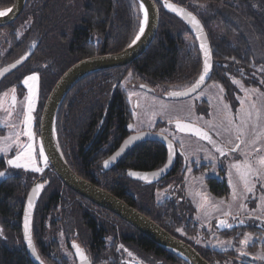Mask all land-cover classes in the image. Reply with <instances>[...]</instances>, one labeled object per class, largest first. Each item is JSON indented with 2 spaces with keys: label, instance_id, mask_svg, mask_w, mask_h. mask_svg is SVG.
Masks as SVG:
<instances>
[{
  "label": "trees",
  "instance_id": "trees-1",
  "mask_svg": "<svg viewBox=\"0 0 264 264\" xmlns=\"http://www.w3.org/2000/svg\"><path fill=\"white\" fill-rule=\"evenodd\" d=\"M13 1L0 0V11L10 8ZM155 2L159 26L149 48L125 67L94 72L79 80L58 108L55 131L61 154L73 173L181 239L178 229L183 213L178 205L157 203L147 186L128 176L130 171L159 167L165 157L160 144H138L114 167H102L130 134V112L122 95L110 94L114 85L135 74L153 86L180 89L191 85L201 71V55L192 32L162 2ZM186 8L197 16L208 37L213 79L225 88L237 81L264 94V0H195ZM141 20L136 0H26L21 15L0 28L8 44L4 54L0 51V68L37 47L38 68L29 71L40 73L38 121L49 92L69 67L86 58L123 51L135 39ZM16 28L21 29L20 37ZM4 59L8 62L1 64ZM3 171L7 177L0 181V264H32L20 226L27 194L37 180L28 183L8 174L6 162L0 158ZM48 173L32 217L34 247L45 264H70L58 253V233L71 253L72 264H77L74 244L90 264H187ZM121 247L137 259H126ZM200 256L211 264L206 255Z\"/></svg>",
  "mask_w": 264,
  "mask_h": 264
},
{
  "label": "flooded vegetation",
  "instance_id": "flooded-vegetation-1",
  "mask_svg": "<svg viewBox=\"0 0 264 264\" xmlns=\"http://www.w3.org/2000/svg\"><path fill=\"white\" fill-rule=\"evenodd\" d=\"M32 49L33 52L28 61L24 64V67L18 68L12 72L7 79L4 78L5 80L3 79L0 82L1 95L4 94V96H7L9 99V108L15 111L18 110V100H20L24 94V89L21 86L23 77L26 74L32 73L29 69L35 70V68H38V64H36L35 61V51L37 47L33 46ZM7 62L8 61L4 59L1 64ZM211 83L214 84L219 91H221L222 88L223 91L226 92V97H231L229 92L232 91V86H228L227 88L221 86L218 80L213 79L212 74L206 85ZM118 85L119 86H113L110 94L115 91L122 95L125 100L126 92L131 88L144 90L145 88H150L152 91L159 86L166 89L164 85L161 84L153 86L135 74L126 76ZM141 85H144V87H141ZM13 87H15L16 90L14 94L16 104L14 107V101L12 99ZM39 104L40 100L38 99L37 111ZM128 110L130 112L129 106ZM37 111L30 128L32 134L31 142L34 143L36 150L40 148ZM197 127L199 130L206 132L216 145L224 148L226 155L221 156L220 153L216 151L213 143H210L208 140H199V136H196L198 138L190 136L192 139L186 141L187 145H181L173 141L166 133H162L171 139L175 149H177L174 165L162 181L144 185L147 186V191L153 196L155 201L157 198H160L159 203L171 201L175 205H178L180 211L183 213L181 215L183 223L179 230L183 234H178L179 238H181L180 240L185 243L188 242L187 244H190L199 254L206 255L211 261V264H264V259L256 258L257 256L264 255V249L262 248V244H264V200H261L260 203L258 202L259 194H262L264 198V190H262V187L258 186L257 183L251 194L242 196V182L240 176L237 170L232 167V165L236 163H240L241 165L244 164L242 162L241 151L242 139L234 140L230 133L224 132L219 126L214 127L211 125L210 128H208L199 125ZM231 132L235 133L234 130ZM153 133L161 132L155 130ZM130 134L132 133L130 132ZM27 137V140H29L28 135ZM237 144H239V148L235 152L229 150ZM163 149L165 152L164 160L159 167L151 171H155L164 165L166 161V150L164 147ZM48 172H50L49 169L43 172L39 177L42 178V180L49 177L50 174ZM37 179L39 178L37 177L35 180ZM258 179L259 178L254 179L253 183ZM215 185H219L220 189L218 190ZM233 189H235L237 193L235 199H233ZM190 190L194 193L196 192L198 197H200L202 201H205L203 208L208 206L207 210H202L203 212L201 211L198 214L196 210L194 211L192 209L191 202L187 196L190 194ZM254 196L255 200H251ZM225 202L228 204L225 205ZM223 203H225L224 206L219 207ZM241 205H244V207L241 208ZM223 209H227L226 212L219 214ZM255 212H259L260 214H254ZM221 220L226 222L225 225H220ZM241 221H243V223H241ZM228 225H230V227ZM187 226L190 228H186ZM246 236L250 237V239L242 245L240 241L244 240ZM229 241H231V244L228 243ZM241 249H243L246 255H240Z\"/></svg>",
  "mask_w": 264,
  "mask_h": 264
},
{
  "label": "water",
  "instance_id": "water-1",
  "mask_svg": "<svg viewBox=\"0 0 264 264\" xmlns=\"http://www.w3.org/2000/svg\"><path fill=\"white\" fill-rule=\"evenodd\" d=\"M25 1L26 0L13 1L12 6L7 10H5V12L7 11V14L0 16V28L12 24L21 15L25 6ZM136 2L138 3L139 6L143 4L144 11L147 12V23L144 25V31L141 34L139 29L137 33V35H140V39L137 40L135 44L131 43L130 44L131 47L128 46L126 49H124L119 53L100 55L78 61L77 63L69 67L61 75V77L56 81L51 91L49 92L43 104L41 113L39 115L38 140H39L40 148L44 154L45 159L47 160L49 171H51L55 175V177L67 189L77 194L78 196L88 200L93 205L119 218L123 222L130 225L137 232L145 236L147 239L151 240L157 247L163 248L165 251L174 254L175 256H177L179 259L183 260L187 264H209L189 244L183 242L182 240L176 237H173L164 229H162L160 226H158L155 222H153L146 216L142 215L134 208L124 203L123 201L119 200L118 198L114 197L113 195L109 194L103 189L98 188L94 184L78 177L75 173H73L70 170V168L65 163L57 143V137L55 131L56 114L59 106L61 105L64 97L69 92V90L79 80H81L82 78H84L89 74L99 71L122 68L131 64L136 59H138L142 54H144V52L149 48V46L153 42L159 26V8L155 0H136ZM161 2L164 5L165 0ZM167 2L175 5L178 8H183L186 12H189L192 15H194L186 7L180 6L168 0ZM170 12L176 15L190 29L196 40L201 55L200 74L196 77L195 81L191 85H189V87L184 88L183 91L192 88V86L199 80L202 74L206 76L205 80L199 85V87H197L194 91H190L187 95L172 96L168 94L167 96H165L167 99L170 100H182L194 95L208 83L212 74V67H213L212 55H211V49H210L208 37L206 35L204 27L202 26L197 16L194 15L197 18V20L200 22V25L203 28V32H201L199 29L191 25L185 18L178 16L173 11ZM141 14L143 20L144 12L141 11ZM202 43H206L210 56V59L208 61L210 64V68L207 73H204L205 55H204V50L201 48ZM32 52L33 49H30L24 56H22L20 59L17 60L19 61L23 57H27L26 59H23L21 63L16 64L17 61H15L7 66L0 68V73H3V75H0V82L8 75H10L12 72L20 68L30 58ZM13 64H16L15 68L11 67ZM145 90L151 91L150 88H145ZM15 104L16 101L13 102V107L15 106ZM184 125L189 126L184 131L178 130L176 125H174V128L178 130L179 133H181V135L198 138L196 137L197 135L192 130V129H199L197 126L193 124H184ZM169 126H172V124H170ZM131 137H138V139L131 140V142L126 145L125 142L129 141ZM198 139L205 140L201 138ZM147 142H155L165 148L166 161L164 165L161 168L151 172L149 171L135 172L138 173L140 176L146 177L145 179H140L129 175L128 176L133 181H138L145 185H150L162 181L167 176L169 171L172 169L175 161V154L177 151L171 139L162 133L142 131L139 133L128 135L122 141L118 149L113 154H111L106 160H104V161H109L108 167H104V161L102 162V167L106 170L114 167L117 164V162L127 153V151H129L131 148H133L138 144L147 143ZM122 148L124 150L121 152L120 150ZM117 152H120L119 156H116ZM114 156L115 159H112V157ZM3 172L5 173V175L3 177H0V181L4 180L7 177L6 171ZM154 173L156 175H153ZM38 184L42 185V188H40L38 192H34V189ZM46 185L47 182L43 183L42 178L37 179V181L33 183L32 187L30 188V191L27 194L23 208L22 218H21L20 228H21L22 242L25 251L27 253L28 259L31 261L32 264H45V263L39 257L36 249H35L36 254L33 255L32 250L28 247L27 242L24 239L25 213L26 211H28L29 213V227H30V234L32 239V217H33L34 209ZM30 199L32 202L31 209L28 208ZM32 244L34 247L33 239H32ZM74 255L76 256L77 264H90L86 256H85L86 259L82 261L80 257L77 255L76 250L74 251Z\"/></svg>",
  "mask_w": 264,
  "mask_h": 264
},
{
  "label": "rangeland",
  "instance_id": "rangeland-1",
  "mask_svg": "<svg viewBox=\"0 0 264 264\" xmlns=\"http://www.w3.org/2000/svg\"><path fill=\"white\" fill-rule=\"evenodd\" d=\"M158 1L161 2L163 0ZM173 1H175V4L188 7L195 0ZM186 1L187 4L182 3ZM0 13L5 15L7 11L5 12V10H3ZM20 31V28H16L18 37H20ZM6 42L7 38L5 31H0V51L3 54L6 52V46L8 47ZM3 45L5 47H3ZM32 74L38 76V81L35 83L29 81V85L35 87L36 92L33 98L34 108L31 112L32 119L30 123H28L26 114L28 112L27 98L29 92L28 87L24 85L23 81L27 76ZM21 86L24 89V94L23 97L18 100L17 111L9 108V99L7 96H4V94L1 95L0 93V148L6 149L5 152H0V158L5 160L8 174L20 176L28 183H32L34 179L41 176L43 172L49 169L48 164L44 163V154L43 157L40 155L42 150L40 148L36 150L34 143L31 142V139L27 140L28 137L26 135L36 116L37 101L40 92V73L34 71L26 74L21 81ZM232 86V91L229 92L231 96L229 100L226 99V92L219 91L212 83L204 86L194 95L182 100H170L165 97L171 92H176L179 89H163L157 86L156 89L147 91L139 88H131L126 92V101L131 113V120L127 128L132 134L142 131L154 132L155 130H159L161 133H166L173 141L181 145H187L186 141L192 138L190 136L181 135V133L174 128V125H177V123L193 124L195 126L203 125L210 128L209 122H211L212 126H219L224 132L230 133L234 140L241 138L242 162L245 163V161H247L254 169H260V165L257 161L261 156H264V94H261L260 91L255 88H246L239 83H234ZM183 89L184 87H182L180 91H183ZM253 89H255L254 92L251 91ZM225 105H227V108H225ZM37 112L39 114V108ZM229 121H231V123H229ZM170 124H172V126H169ZM130 125L131 127H129ZM233 130L235 133L231 132ZM29 145H31V148L28 147ZM17 155L20 156L19 163L22 165L27 164V168H14L7 164L8 159H14ZM33 166L41 168L43 171L34 172L31 170ZM260 172L261 175H259V179L256 180L255 183H253V181L257 179V176L252 175L249 177V180L253 185L258 183V186L262 187V190H264V169H260ZM251 193L252 191H245L242 183V196ZM187 196L191 202L192 209L194 211L196 210L198 214L202 210L205 211L208 209V206L203 208L205 201H202L196 192L194 193L191 191ZM251 200H255V196ZM258 200L259 203L261 200H264L262 194H259ZM159 201L160 198H157L156 202L159 203ZM225 203L219 207L228 204L227 202ZM226 210L227 209L220 210L221 212L219 214H223ZM254 214L260 213L255 212ZM179 233L182 232L179 231ZM55 238L60 245L58 253L68 258L69 263L72 264V256L66 247L65 240L61 237L60 233L55 235ZM108 241L110 242V240ZM122 249L125 252L126 259H137L133 253L128 252L124 248Z\"/></svg>",
  "mask_w": 264,
  "mask_h": 264
},
{
  "label": "snow or ice",
  "instance_id": "snow-or-ice-1",
  "mask_svg": "<svg viewBox=\"0 0 264 264\" xmlns=\"http://www.w3.org/2000/svg\"><path fill=\"white\" fill-rule=\"evenodd\" d=\"M164 6L168 10L175 12L178 16H181L182 18H185L191 25H193L195 28H197L201 32H203V28L200 25V22L197 20V18L194 15H192L189 12H186L183 8H178L175 5H173L171 3H168L167 0H165ZM140 10L142 12H144V19L141 21V25H140V33L142 34L143 31H144V25L147 23V12L144 11L143 4L140 5ZM0 15H3V13H0ZM139 39H140V35H137L136 38L132 41V44H135L136 41L139 40ZM129 47H131V45H129ZM201 48L204 50V55H205L204 73H207L209 71V68H210V64L208 62L209 59H210L209 51H208L206 43H202L201 44ZM26 58L27 57H23L21 60L17 61L16 64L21 63L22 60L26 59ZM16 64H13L11 67L15 68ZM0 75H3V73H0ZM205 78H206V76L204 74H202L200 76L199 80L192 86V88L186 89L184 91L172 92V93H170V95H172V96H184V95H187L190 91H194L197 87H199V85L205 80ZM29 81H32L34 83L37 82L38 81V76L36 74H32V75L27 76L24 79V81H23L24 85L26 87H28V92H29V95H28V98H27L28 99V112L26 114V119H27L28 123H30V121L32 119L31 112L33 111V108H34L33 98H34L35 92H36L35 87L29 85ZM233 83H238V82L237 81H233ZM141 87H144V85H141ZM15 91H16L15 87H13V89H12V92H13L12 99H13V101H15V95H14ZM221 91H223V89H221ZM251 91L254 92L255 89H253ZM225 108H227V105H225ZM229 123H231V121H229ZM209 125L211 126V122H209ZM129 127H131V125ZM176 127H177L178 130L184 131L189 126L177 123ZM192 130L201 139H205V140H208L210 143H213L216 151L219 152L221 156L226 155V152H225L224 148L216 145V143L214 141H212L211 137H209L206 132H203V131H201L199 129H192ZM27 135L29 136V139L32 138V134H31L30 130L28 131ZM134 139H138V137H131L129 139V141L125 142V144L127 145L128 143L131 142V140H134ZM28 147L31 148V145H29ZM238 148H239V144H237L235 147L230 148L229 150L232 151V152H235ZM123 150L124 149L122 148L120 151L122 152ZM5 151H6L5 148H0V152H5ZM40 155H41V157H43V152L42 151H41ZM119 155H120V152H117L116 156H119ZM112 159H115V156L112 157ZM19 161H20V156L17 155L14 159H8L7 160V164L9 166H11V167H14V168H20V167L27 168L28 167L27 164H23L22 165L21 163H19ZM44 163L47 164V160L46 159L44 160ZM257 163L260 165V169H264V156H261L258 159ZM108 165H109V161H104V167H108ZM232 167H234L237 170V173L240 176V180H241V182L244 185L245 191L246 192H251L255 185L250 183L249 177L252 176V175H255V176H257V178H259V175H261L260 169H254L247 161H245V163L243 164V170H242V165L240 163H236V164L232 165ZM31 170L34 171V172H42L43 171V169L35 167V166H33ZM4 175H5L4 172H0V177H3ZM128 175L129 176H133V177H137V178H140V179H145L146 178L144 176H140L138 173L131 172V171L128 173ZM153 175H156V174L154 173ZM40 188H42V185L38 184L36 186V188L34 189V192H38L40 190ZM236 195H237V193H236L235 189H233V199L236 198ZM31 207H32V202H31V199H30L28 208L31 209ZM243 207H244V205H241V208H243ZM258 207H260V206H258ZM225 223L226 222L223 221V220L220 221V225H225ZM241 223H243V221H241ZM228 226L230 227V225H228ZM178 231H179V229H178ZM24 239L27 242L28 247L32 250L33 255H35L36 251H35V248L33 247L31 234H30L29 213H28V211H26V213H25ZM249 239H250V237L246 236L244 240L240 241V243L242 245H244L247 242V240H249ZM221 243H223V242H221ZM228 243L231 244V241H229ZM73 247L76 248L77 255L80 257V259L82 261L85 260L86 258L84 256L83 252L81 251V249L78 246H76L75 244L73 245ZM240 255L241 256L246 255V253L243 251V249H241ZM256 258L264 259V255L257 256Z\"/></svg>",
  "mask_w": 264,
  "mask_h": 264
},
{
  "label": "bare ground",
  "instance_id": "bare-ground-1",
  "mask_svg": "<svg viewBox=\"0 0 264 264\" xmlns=\"http://www.w3.org/2000/svg\"><path fill=\"white\" fill-rule=\"evenodd\" d=\"M0 16H2V15H0Z\"/></svg>",
  "mask_w": 264,
  "mask_h": 264
}]
</instances>
